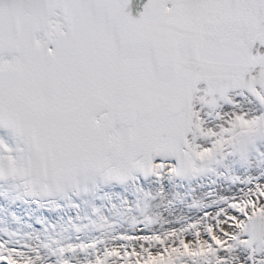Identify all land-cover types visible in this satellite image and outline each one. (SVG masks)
Masks as SVG:
<instances>
[{
    "label": "snow or ice",
    "instance_id": "obj_1",
    "mask_svg": "<svg viewBox=\"0 0 264 264\" xmlns=\"http://www.w3.org/2000/svg\"><path fill=\"white\" fill-rule=\"evenodd\" d=\"M0 264H264V0H0Z\"/></svg>",
    "mask_w": 264,
    "mask_h": 264
}]
</instances>
